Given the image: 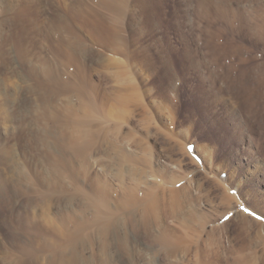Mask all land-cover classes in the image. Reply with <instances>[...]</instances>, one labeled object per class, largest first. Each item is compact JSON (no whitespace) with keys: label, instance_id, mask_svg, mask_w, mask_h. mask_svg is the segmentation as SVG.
Returning a JSON list of instances; mask_svg holds the SVG:
<instances>
[{"label":"rangeland","instance_id":"1","mask_svg":"<svg viewBox=\"0 0 264 264\" xmlns=\"http://www.w3.org/2000/svg\"><path fill=\"white\" fill-rule=\"evenodd\" d=\"M120 1L116 16L102 0H0V264H47L48 253L41 262L22 253L49 236L35 225L52 229L69 215L92 222L90 196L100 179L115 209L126 187L137 189L136 202L118 209L121 233L151 192L166 187L170 198V187L186 186L193 196L171 214L162 208L154 221L188 233L179 251L169 255L138 231L134 253L122 254L121 264H208L209 248L216 264H234L241 254L264 264V0ZM78 6L117 20V46L127 53L80 28L70 16ZM61 40L113 97L136 85L141 96L132 93L127 119L101 117L92 126L111 133L121 126L117 141L131 158L113 147V134L86 162L62 144L73 134L81 99L69 88L79 73L58 54ZM89 227L92 239L78 240L89 261L80 264H103L100 235Z\"/></svg>","mask_w":264,"mask_h":264},{"label":"bare ground","instance_id":"2","mask_svg":"<svg viewBox=\"0 0 264 264\" xmlns=\"http://www.w3.org/2000/svg\"><path fill=\"white\" fill-rule=\"evenodd\" d=\"M102 2L106 4V6L108 7L107 9L113 15L116 14L117 16L122 10V8L120 7L122 1L120 0H102ZM88 9L81 6L74 7L70 9V16L76 21V24H78L80 28L86 29L95 39V41H97V43H108L109 45H114L113 49L115 50V52H117L118 54H126L127 51L123 46H117V43L122 36V29H120L117 25L118 21L114 18L110 20L105 14L99 12L98 10H93L92 14V12L90 11L91 8L89 7ZM89 12H91V14H89ZM66 42L67 41L64 40L60 41L59 45H57V52L58 54L63 55L65 58H67V60L73 65H75L78 70L79 76L77 86L74 85L75 83L68 85L69 88H72V90H74L75 88L77 89L75 91L79 92V96L81 99V111H75L76 113L73 112V134L68 140L62 142V144L64 143V147H66L69 152H71L70 154H72L74 158L81 157L82 161L84 162L85 160L86 162L88 161L90 153L92 152L94 146L99 142L101 143V141L103 140H107L113 134V147L121 151L122 155L125 158H131L133 156V153L128 149H125L117 141V139L120 137L121 126H117L115 130L112 131V133L110 128L107 130L104 128L94 129L95 126H92L94 121L101 120V117L102 119L104 117H116L118 119H127L129 117V114L128 108L125 107H128L129 104L132 103L135 98L141 96L136 90V85L134 84L135 86H132L130 88L131 90L129 89L130 93L128 94L130 95H124L125 92L119 91L120 93L117 94L116 97H113L111 93L103 90L100 83H95L92 81V75L89 74V71L86 66L87 64H85L86 62L82 61L81 58L78 56L79 54L77 55V53L72 50L71 46L69 45V42L68 44ZM48 75H53V72L49 71ZM128 91L126 90V92ZM134 91H137V93L135 92V98L133 99L134 96L132 93ZM112 99H114L115 101H113ZM98 113L102 114L103 116H97ZM165 189L166 187L163 188L164 192H151L149 195H147L144 199L145 203L142 212L140 211L141 214L139 218H135L133 220L132 227L130 228L128 226L129 228L127 229L126 227L123 228V230H125L123 233H121V231H119L120 223L118 217L120 215L118 209H121V206L129 207V205H133V203L136 202L133 201L137 197V189L135 187H126L127 194L125 195V200L123 203L120 204V206L118 205L115 209L112 205V198L109 192V185L107 182L102 181L100 179L94 187L93 194L90 196L91 206L95 209V214L92 218V222H89L88 220L76 219L75 217L69 215L63 217L59 225H55L52 229L45 228L43 224L35 225L34 229L41 237L46 234H49V236L48 238L46 236V239L43 240L44 242L42 241L43 243L40 242L39 245H36L31 249L24 248V251L22 253L30 256L32 258L30 260H34L36 262L42 260L41 258L44 256V254H41V252L48 253L49 259L47 264H80L82 261L86 262V257L78 249V245H81V243L78 244V240H80L81 238L92 239L93 233L91 232V230L87 231V229L90 228L89 226L93 225V227L98 231L100 235L101 240H99L102 241V249L100 252L103 256L102 263L104 261L105 264H121L122 254L132 256V254L134 253L133 246H135V239L133 238V233H137L138 231L146 232L150 240L156 242V244H161L166 249L165 251L168 252L169 255H172V253L176 252L177 250L179 251L181 246H183V242H186L187 239L189 240L188 233L186 231H183V234L178 233L177 230H175V228L173 227L159 228L158 226H155L154 221L160 218L162 208L165 212L171 214V208L173 206H178L181 203L183 205V203L189 200L188 197L193 198V196H191L190 193L188 194V192L186 191V186H183V188L170 187V198H166ZM77 191L82 192V189H77ZM229 195H224V198L231 199V196ZM47 196H49V192H43V197L46 198ZM184 197H187V200L185 202L183 201ZM235 216L241 217L243 220H249V217L241 211H238ZM131 218L132 216L130 217V219ZM32 226L30 225V227ZM89 232H91L92 234ZM201 236L202 234H200V237ZM209 238H212V233L209 234ZM136 239L138 238L136 237ZM87 241L90 242V240L88 239ZM137 244L139 243L137 242ZM113 246H118V250H115L116 252L111 251V247ZM183 248L185 250H189L190 244L184 245ZM213 252V249L209 248L204 254V256H207L209 259L208 264H216L214 259L211 258ZM93 253L96 254V252ZM94 256L95 255H93V257ZM22 258L24 259V256ZM87 261H89V259ZM251 261V258L244 254H241L237 256L234 261V264H248ZM253 262L254 261H252L251 264H254ZM42 264H44V262Z\"/></svg>","mask_w":264,"mask_h":264},{"label":"snow or ice","instance_id":"3","mask_svg":"<svg viewBox=\"0 0 264 264\" xmlns=\"http://www.w3.org/2000/svg\"><path fill=\"white\" fill-rule=\"evenodd\" d=\"M259 39H260V41H261L262 43H264V36L259 37ZM243 211H244V212H248L249 215L256 216V213H255L254 211H249V208H248V207H244V208H243ZM256 218H257V219H260V218H262V217L257 216ZM225 219H228V217L226 216Z\"/></svg>","mask_w":264,"mask_h":264}]
</instances>
